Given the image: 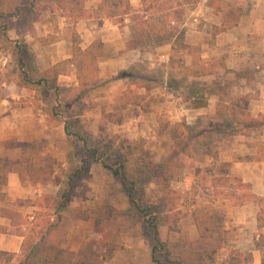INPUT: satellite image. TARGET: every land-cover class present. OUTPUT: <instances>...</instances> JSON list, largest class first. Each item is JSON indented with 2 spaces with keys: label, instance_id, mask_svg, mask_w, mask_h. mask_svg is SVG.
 Masks as SVG:
<instances>
[{
  "label": "rangeland",
  "instance_id": "374dc122",
  "mask_svg": "<svg viewBox=\"0 0 264 264\" xmlns=\"http://www.w3.org/2000/svg\"><path fill=\"white\" fill-rule=\"evenodd\" d=\"M44 1L0 0V13L3 16L0 17V26L7 27V35L12 39H18L21 36L19 41L21 42L22 56L26 62H29V68L45 69L55 62L65 59L66 54L71 53V39L74 30L67 20L62 19L60 11L55 9L49 16H47L48 9L42 11L40 20L34 23L25 13V7L43 10L46 7ZM31 3H35V5H31ZM43 3L44 6H42ZM205 4L212 8L213 12L220 6L215 0H147L143 8L147 13H151L157 10L164 11L170 8V5L174 8L177 7V10L183 12L177 24L183 28L182 23L185 21V16L188 13H196V11L203 13ZM226 5L239 6L236 0H224L220 6L222 11L227 10ZM148 8L151 9L148 10ZM8 13L11 16H6ZM12 13H15V16H12L14 15ZM33 26L39 30L35 32V36L30 35V29ZM217 28L213 26L208 29V35L204 39L214 40ZM1 35L3 33L0 29ZM80 41L82 42L81 38ZM44 43H52V45ZM0 45L2 46L3 43L0 42ZM190 47L188 52H186L187 50L173 52L171 49L168 61L156 57L153 61L154 64L151 65L147 60H142V62L128 65L112 76H106V71H101L103 66H99V76L104 83L90 94L91 101L95 106L78 118L64 112H58L59 114L56 116H46L43 111L34 110L33 105L36 103H50L49 95L46 93H41L40 99L36 102L33 97L29 98L28 94L18 100L9 98L8 100L14 107L30 106L32 108L35 134L32 137H22V141L25 143L24 150L34 157L35 168L52 167L54 169V173L44 183L28 184L24 178L20 177L24 184L25 198L16 201L15 208L24 214H32L34 211L32 204L36 196L45 192L54 194L58 191L59 186L55 177L61 173L60 167L65 169L64 171L72 170L65 161V156L69 151L74 154L76 167L82 168L81 160L85 157L84 149L81 142L75 141L73 136L74 145L68 144L67 136L64 133L66 123L74 125L77 121L81 122L86 133L91 136L92 142L97 138H113L125 146H138V150L140 146L149 151L155 161H160L167 156L172 146L167 134V123L174 124L185 121L196 129L208 130L211 121V123L219 124L223 117H229V110H226L225 106L228 107L235 103L237 104L236 110L241 111L245 106L243 98L246 95L240 92L239 78L242 71L230 73V70L224 67L222 59L218 57L203 62L200 58V46ZM105 49L104 59L112 57L114 54L111 53L112 50L107 47ZM8 61H10L9 51L0 49V93L4 95L8 87L15 86L13 82H5L6 72L3 66ZM209 74H214V78H210ZM170 76L177 80L185 78L189 82L198 81L197 83L201 87L210 83H219L222 87L227 88V93L220 100L217 97H211L206 106L193 108L190 101L184 100L179 90L174 91L172 87L166 86L165 81ZM141 77L143 81L139 80ZM119 80L123 81V86H120ZM58 82L61 85H75L76 78L74 75L62 76ZM129 82H142L147 89L139 88L136 83H132L128 87ZM171 82L174 83V81ZM29 91L34 95L33 91ZM249 102L250 98L247 110L252 116L264 114L261 111L255 112V109L251 110ZM101 122H104L105 126L103 131L99 127ZM232 131L234 130L226 132L228 134L223 133L226 135H223L222 132L217 134V139L211 145L213 158L210 155H204L205 148L201 146L199 150H196L193 159H180L177 164L170 185L178 192L176 207L180 215L178 218H172L170 222L163 221L158 225L161 239L166 241L169 250L173 244L177 247L181 240L191 241L197 237L193 215H204L206 207H212L216 213L218 212L217 217L223 214V220L219 221L222 225L221 229L227 231L226 244L218 250V261L224 260L230 249L240 250L235 246L241 239L242 232L238 230L237 226H227L226 222L228 219H233L230 216H239L238 213H235V209H240L243 205H233V200L220 197L213 200L210 177L235 175L236 172L232 170V165L237 161L248 162L249 158L247 157L252 156L248 153L256 150L257 145L264 141V126L254 128L248 134H231ZM20 150L11 149L3 154L4 156H15L20 153ZM138 150L134 156L139 155ZM62 177L61 175V181H63ZM229 184L236 185L232 181ZM224 189L230 190L228 186ZM160 194V186L151 181L144 184L138 196L141 203L147 205L154 202ZM245 205L254 206L258 211L255 203ZM110 206L118 210L127 209L129 207L128 196L121 181L114 178L101 163L93 161L74 182L73 194L68 200L67 210L63 212L64 232H58L52 238L53 242L60 246L63 257L65 259L75 257L79 251L85 248L90 239L99 237L103 241L120 247L103 264H152L151 247L154 244L150 229L143 221L132 224L128 218L119 215L110 224L103 219L104 212ZM230 210L232 213H229ZM245 213L248 214L247 211ZM97 222L99 223V234L94 232ZM259 229L257 233H259ZM159 250L162 255V250ZM245 253H248L253 261L251 253Z\"/></svg>",
  "mask_w": 264,
  "mask_h": 264
},
{
  "label": "trees",
  "instance_id": "16d2710c",
  "mask_svg": "<svg viewBox=\"0 0 264 264\" xmlns=\"http://www.w3.org/2000/svg\"><path fill=\"white\" fill-rule=\"evenodd\" d=\"M41 1V0H40ZM44 1V0H43ZM85 0H45L43 10L30 9L25 7V13L32 19V23L40 20L42 11L48 9L50 13L60 11V16L71 21H79L93 17L94 19H109L114 23H124L128 20L131 37L125 43L123 52L132 50L151 51L164 44H170L173 52L187 50L191 47L186 43L185 31L177 24L183 15L177 7L166 10L147 13L146 10L137 12L131 11L130 0H100L96 7L88 11L84 6ZM145 6L147 0H141ZM221 6L223 0H215ZM44 3L42 6H44ZM41 4V3H39ZM35 5V3H31ZM219 6L215 13H221V27L217 33L226 31L235 26L241 15V7L226 5L227 10L222 11ZM151 8H148V10ZM17 13V12H16ZM15 16V13H12ZM177 16H176V15ZM175 15V16H174ZM6 16H11L10 13ZM0 17H3L0 13ZM173 22V23H172ZM3 35L0 36V49L8 50L10 61L3 69L6 72L5 82H13L20 88L34 92V102L40 99L41 93L49 95L50 103H36L34 110H41L46 116H56L58 112L69 113L77 118L86 111L92 109L95 104L91 101L90 94L101 87L104 83L99 76V63L106 55L105 45L100 38L94 39L87 47L80 45L79 35L73 32L71 39L70 57L53 63L45 69L29 68L22 56L21 42L12 39L7 35V27L1 25ZM35 27H31L30 35L35 36ZM48 44V43H44ZM171 60V59H170ZM74 75L75 85H61L58 82L59 76ZM143 81L141 77L139 79ZM171 81H174L171 82ZM198 81H186L185 78L177 80L173 76L167 77V87H172L183 95L184 100L191 102L193 108L206 106L208 99L212 96L221 99L227 93V88L219 83H210L201 87ZM134 82H129L132 85ZM139 88L147 89L144 83H137ZM134 83V84H135ZM170 84V85H169ZM215 84V85H214ZM249 96H244L245 106L241 111L236 110L237 104L225 106L229 110V117L225 116L217 124L211 123L208 130L196 129L185 121L174 124L167 123V134L172 146L166 157L155 161L149 151L139 146H125L118 143L116 139L97 138L92 142L81 122L74 125L66 123L64 133L70 146L75 141L81 142L85 157L81 160L82 168L76 167L74 154L69 151L65 161L70 165L71 171H64L57 174L55 181L59 186L56 193H41L34 202L32 214H24L10 208H0V216L10 220L9 226H0V232L10 233L22 237L18 252L0 250V264H103L111 258L119 249L118 245L103 241L101 238H92L83 250L75 257L65 259L59 245L52 240L53 236L64 232L63 212L67 210V203L74 191V182L79 174L83 172L91 162H99L108 170L111 175L119 179L129 199V207L118 210L115 207H108L104 212L103 219L110 224L117 219V215L128 218L132 224L144 222L150 229L153 244L151 247L152 264H254L248 253L238 249H230L224 260L218 261V250L226 244V230H222L219 220H223V214L217 217L212 207H206L203 215H193V221L197 229V237L190 240H181L177 247L173 244L170 250L166 241L161 239L158 229L159 223L170 222L172 218H178L180 213L176 207L178 192L171 187L174 170L180 159H193L196 150L201 146L205 148L204 155L213 158L212 143L217 139V134H248L254 128L264 126V114L252 116L247 110ZM6 99V95L0 93V101ZM238 99L236 100L237 103ZM222 115V114H220ZM101 122L100 129L105 126ZM228 134V133H226ZM223 134V135H226ZM72 136L75 138L72 139ZM4 148L13 150L21 149L15 156L6 155L0 157V202H6V193L2 187L7 184L8 174L12 171L18 172L28 183H44L54 173L52 167L35 168L34 157L28 154L24 148L25 143L16 139L4 141ZM138 150V156H134ZM249 158L250 161L264 159V141L257 145L255 154ZM61 175L63 181H61ZM154 181L160 186V196L152 203L145 205L141 203L138 196L144 184ZM235 182L231 186L230 182ZM210 186L213 187V200L219 197L233 200V205H245L255 203L258 207L256 221L258 227L264 226V196L252 191L251 184L243 181L240 175L226 174L210 177ZM230 190H225L227 187ZM116 218V219H115ZM99 223H96L94 232L99 234ZM254 238V246L264 245V235ZM262 238V241H260ZM162 250V255H160ZM259 264H264V256Z\"/></svg>",
  "mask_w": 264,
  "mask_h": 264
},
{
  "label": "crops",
  "instance_id": "0c3cea01",
  "mask_svg": "<svg viewBox=\"0 0 264 264\" xmlns=\"http://www.w3.org/2000/svg\"><path fill=\"white\" fill-rule=\"evenodd\" d=\"M99 2L100 0H86L84 6L88 11H91ZM236 2L241 7L238 23L226 31L218 32L214 40L211 41H207L204 37L208 35V29L213 26L216 28L221 26L220 14L213 12L207 4L204 5L203 13L202 11H199L200 13L197 11L196 13H188L182 23L186 43L190 46H200V58L203 62L218 57L222 59L224 67L229 69L230 73L241 70L240 92L249 94L251 110L255 109L257 113L259 111L264 112V0H236ZM130 6L132 12L144 10L141 0H130ZM49 14L52 13L48 12L47 16ZM62 19L67 20L72 30L79 35V39H82V42L80 41L81 47L85 48L94 39L100 38L105 47L112 50L111 53H114L112 57L103 58L104 60L102 59L99 63L100 67L103 66V69L100 68L101 71H106V76L117 74L119 70L130 64L142 62V60H147L153 65L156 57L165 61L169 59L172 48L170 44H164L151 51L132 50L123 52L126 41L131 37L128 20L120 24L107 19H94L93 17L75 22L68 18L62 17ZM35 30L39 31L37 27ZM48 45H52V43ZM67 57H70V54H66L65 58ZM61 77L59 76L58 80ZM209 77L214 78V74H209ZM118 82H120V86L124 85L123 81L119 80ZM27 94L29 98L33 97L32 92L15 85L5 90L6 99L0 101V157L4 156L3 152L9 150L4 148V141L13 138L18 142H23L22 137H32L35 134L32 108L30 106L14 107L8 100L9 98L18 100ZM255 151L253 150L248 154L254 155ZM232 170L240 175L243 181L251 184L254 193L264 196V159L234 162ZM20 177L16 171L8 174L7 184L2 187V191L6 193V202H0V208L6 207L22 212L15 208V202L25 198L24 184ZM32 208H34L33 204ZM235 211L239 216H230L233 219H228L226 222L227 226H237L238 230L242 232L240 235L242 237L235 247L242 252L251 253L254 264H259L264 255V245L260 248L254 247V238H258L260 234L264 235V226L260 229L257 226L256 207L243 205L240 209L236 208ZM229 213H232V210ZM9 225L10 220L0 216V226ZM258 229L260 230L259 233H257ZM21 242L22 237L20 236L0 232V250L18 252Z\"/></svg>",
  "mask_w": 264,
  "mask_h": 264
},
{
  "label": "built area",
  "instance_id": "2783aa9c",
  "mask_svg": "<svg viewBox=\"0 0 264 264\" xmlns=\"http://www.w3.org/2000/svg\"><path fill=\"white\" fill-rule=\"evenodd\" d=\"M173 23V22H172Z\"/></svg>",
  "mask_w": 264,
  "mask_h": 264
}]
</instances>
